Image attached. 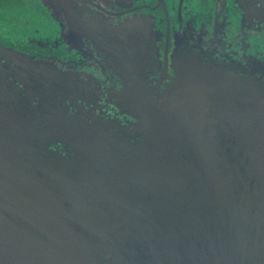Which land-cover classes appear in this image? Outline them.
<instances>
[{
	"label": "water",
	"instance_id": "95a60500",
	"mask_svg": "<svg viewBox=\"0 0 264 264\" xmlns=\"http://www.w3.org/2000/svg\"><path fill=\"white\" fill-rule=\"evenodd\" d=\"M25 61L0 44V264H264L258 78L190 50L164 88L128 84L124 126L27 107Z\"/></svg>",
	"mask_w": 264,
	"mask_h": 264
},
{
	"label": "flooded vegetation",
	"instance_id": "af4514ba",
	"mask_svg": "<svg viewBox=\"0 0 264 264\" xmlns=\"http://www.w3.org/2000/svg\"><path fill=\"white\" fill-rule=\"evenodd\" d=\"M23 1L37 4L44 29L0 44L26 60L23 75L12 72L7 82L41 115L125 126L132 118L120 95L128 84L164 88L190 50L264 85V16L249 20L236 0H3L0 13ZM1 64L6 73L16 63Z\"/></svg>",
	"mask_w": 264,
	"mask_h": 264
},
{
	"label": "rangeland",
	"instance_id": "374dc122",
	"mask_svg": "<svg viewBox=\"0 0 264 264\" xmlns=\"http://www.w3.org/2000/svg\"><path fill=\"white\" fill-rule=\"evenodd\" d=\"M25 2L23 7L14 5L13 8H6L4 6L6 9L3 8L0 13V37L4 40L13 36L12 43H17L20 38H23V35L30 31L29 27L44 29L45 21L38 15L37 4ZM25 30L26 33L24 34Z\"/></svg>",
	"mask_w": 264,
	"mask_h": 264
},
{
	"label": "trees",
	"instance_id": "16d2710c",
	"mask_svg": "<svg viewBox=\"0 0 264 264\" xmlns=\"http://www.w3.org/2000/svg\"><path fill=\"white\" fill-rule=\"evenodd\" d=\"M2 3H3V0H0V5H2Z\"/></svg>",
	"mask_w": 264,
	"mask_h": 264
}]
</instances>
